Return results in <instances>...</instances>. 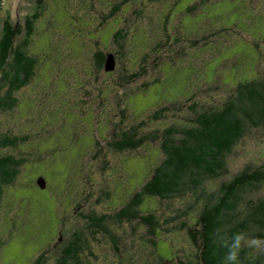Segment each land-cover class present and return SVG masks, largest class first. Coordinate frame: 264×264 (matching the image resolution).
<instances>
[{
    "label": "rangeland",
    "instance_id": "rangeland-1",
    "mask_svg": "<svg viewBox=\"0 0 264 264\" xmlns=\"http://www.w3.org/2000/svg\"><path fill=\"white\" fill-rule=\"evenodd\" d=\"M38 1L0 0V34L7 17L22 24ZM42 1L31 46L36 75L16 94L17 108L0 111V135L28 139L8 150L27 162L1 203L0 264H32L44 252V264H53L76 230L86 236L90 264H162L173 256L195 262L186 230H175L195 225L200 204L191 196L145 200L143 213L153 212L161 227L110 221L112 239L88 234L84 217L113 215L142 188L164 159L159 136L190 124L191 108L219 109L238 83L264 80V0ZM97 52L116 57L114 71L95 66ZM127 128L158 139L111 151L113 133ZM262 164L264 128L250 125L228 158L227 179ZM218 186L204 185L210 195Z\"/></svg>",
    "mask_w": 264,
    "mask_h": 264
},
{
    "label": "trees",
    "instance_id": "trees-1",
    "mask_svg": "<svg viewBox=\"0 0 264 264\" xmlns=\"http://www.w3.org/2000/svg\"><path fill=\"white\" fill-rule=\"evenodd\" d=\"M45 8L43 1L39 0L22 24L9 17L3 23L0 34V92L5 91L0 93L2 112L17 108L16 94L36 75L39 59L32 55L31 46ZM109 55L112 54L97 52L95 66L105 70ZM140 75L131 74L125 81L129 84ZM191 110L194 118L190 124L181 129L170 126L159 136L164 159L153 168L150 179L142 188L115 214L99 216L91 212L84 217L88 234H103L112 239L107 226L110 221L117 224L139 221L152 231L161 226L153 212L143 213L145 200L155 198L169 202L191 196L200 204L195 225L191 227L181 222L187 213L179 214L173 220H180L181 224L176 225L175 230H186L197 248L195 262L173 256L162 264H224L227 249L222 246L221 236L231 238L243 231L264 239V197L260 195L264 186V164L246 166L227 179L230 173L228 158L245 137L247 128L250 125L264 128V80L238 83L234 96L219 109L198 112L193 107ZM161 111L170 112V108L164 107ZM160 113L152 118L156 119ZM112 137L108 147L114 152L136 151L147 141L158 139L154 134L139 136L136 128L118 129ZM27 141L25 136L0 135V208L6 189L16 183L27 162L26 158L8 150H16ZM214 182H219V186L216 193L210 195L204 185ZM83 234V230L72 232L70 240L60 245L59 256L53 264H90L86 256H92V253ZM4 244L0 237V249ZM45 255L46 252L41 253L32 264H44ZM235 264H264V254L242 248Z\"/></svg>",
    "mask_w": 264,
    "mask_h": 264
},
{
    "label": "clouds",
    "instance_id": "clouds-1",
    "mask_svg": "<svg viewBox=\"0 0 264 264\" xmlns=\"http://www.w3.org/2000/svg\"><path fill=\"white\" fill-rule=\"evenodd\" d=\"M222 246L227 249L224 256V264H235L242 248L253 249L264 254V239L249 236L247 232H237L231 238L221 236Z\"/></svg>",
    "mask_w": 264,
    "mask_h": 264
},
{
    "label": "water",
    "instance_id": "water-1",
    "mask_svg": "<svg viewBox=\"0 0 264 264\" xmlns=\"http://www.w3.org/2000/svg\"><path fill=\"white\" fill-rule=\"evenodd\" d=\"M115 57L113 55H109L108 56V59H107V62H106V72H110V71H114L115 69ZM38 185L44 189L46 187V181L44 178H40L38 180Z\"/></svg>",
    "mask_w": 264,
    "mask_h": 264
}]
</instances>
